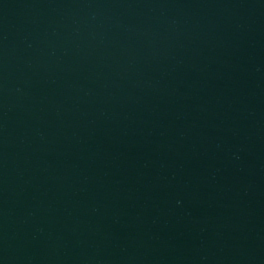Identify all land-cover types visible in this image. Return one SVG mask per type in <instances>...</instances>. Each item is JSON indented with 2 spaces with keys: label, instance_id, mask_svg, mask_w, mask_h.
<instances>
[{
  "label": "water",
  "instance_id": "95a60500",
  "mask_svg": "<svg viewBox=\"0 0 264 264\" xmlns=\"http://www.w3.org/2000/svg\"><path fill=\"white\" fill-rule=\"evenodd\" d=\"M0 264H264V0H0Z\"/></svg>",
  "mask_w": 264,
  "mask_h": 264
}]
</instances>
